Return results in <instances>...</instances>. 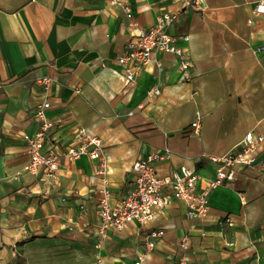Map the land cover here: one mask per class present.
Segmentation results:
<instances>
[{"label":"crops","instance_id":"1","mask_svg":"<svg viewBox=\"0 0 264 264\" xmlns=\"http://www.w3.org/2000/svg\"><path fill=\"white\" fill-rule=\"evenodd\" d=\"M191 0H0V264H99L100 190L112 205L129 192L134 165L169 149L157 165L161 178L194 171L199 188L217 175L221 158L249 133L264 137V15L258 0H200L169 30L193 62L185 82L175 56L153 63L128 87L120 58L138 31L158 16L183 11ZM114 2L131 9L132 19ZM253 23L250 24V21ZM189 37V42L184 41ZM51 79L46 91L36 83ZM160 88L161 96L147 93ZM79 91V94L77 93ZM44 102L55 123L44 151L61 157L58 182L24 172V136L40 128L35 113ZM133 113V116L129 114ZM201 117L197 134L192 124ZM86 131L104 146L108 173L84 156L70 162L67 148ZM206 218L190 220L188 206L167 193V204L146 228L111 231L103 264H177L188 240L189 264H264V143L254 167L209 194ZM163 230L148 252L145 236Z\"/></svg>","mask_w":264,"mask_h":264},{"label":"built area","instance_id":"2","mask_svg":"<svg viewBox=\"0 0 264 264\" xmlns=\"http://www.w3.org/2000/svg\"><path fill=\"white\" fill-rule=\"evenodd\" d=\"M121 6L127 14L128 19H132L131 9L122 2H114ZM200 0L188 1L183 11L164 13L158 16L156 25L149 30H140L137 25L132 27L138 31L135 41L128 47L125 56L119 59L118 63L123 68L121 76L128 87H134L138 77L151 64H155L161 69L162 64L154 59L157 53L171 54L178 60V68L185 82L192 80L191 70L193 68L192 59L188 51L178 45V38L169 33L170 28L178 22L182 13L188 8L198 7ZM264 15V0H258L254 9V16ZM253 20L250 21V24ZM189 37L184 41L189 42ZM258 52H264V47ZM36 83L44 90H48L51 79L39 77ZM79 94V91L77 92ZM160 88H154L147 93L149 98L161 96ZM51 108L49 102L40 105L35 113L39 122V131L33 135H25L24 141L27 145L30 157L29 163L25 166L24 172L31 176L41 177L45 184L53 186L58 182L60 170V155L54 152H45L44 146L48 133L55 127V123L47 116ZM133 116V113L129 114ZM201 117L192 124V129L197 134L201 129ZM264 143V137H256L249 133L233 152L214 159L219 164L217 175L214 181L210 182L205 189H200L198 175L187 168H182L171 178H161L157 172V165L172 158V152L167 149L164 152L148 156L146 159L137 162L133 167L135 176L129 192L117 205H112L111 194L107 185L100 190L102 195L99 202L100 226L97 242L95 245L96 255L99 264H103L101 251L108 240L111 231H123L130 224H137L141 228L149 226L156 218L157 211L167 204V193L183 201L188 206L187 217L190 220H199L207 217L209 213V194L212 190L223 187L227 183L235 180L238 168L254 167L259 146ZM88 157L91 161L100 162L95 167V175L104 177L108 173L107 159L105 156L102 141L94 136H90L86 131L77 134L73 145L67 148L65 158L70 162L77 161L82 157ZM163 230L149 231L145 236L148 252L156 249V240L164 237ZM182 256L177 264H189L186 252L188 250V240L183 239L180 243ZM148 255L139 257L135 264H145Z\"/></svg>","mask_w":264,"mask_h":264}]
</instances>
